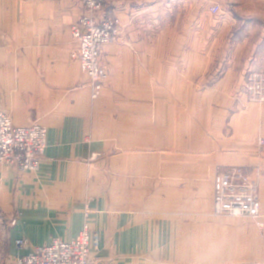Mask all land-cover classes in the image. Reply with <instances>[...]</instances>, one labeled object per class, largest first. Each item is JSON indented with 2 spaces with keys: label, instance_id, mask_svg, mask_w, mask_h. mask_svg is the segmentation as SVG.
Returning a JSON list of instances; mask_svg holds the SVG:
<instances>
[{
  "label": "crops",
  "instance_id": "obj_1",
  "mask_svg": "<svg viewBox=\"0 0 264 264\" xmlns=\"http://www.w3.org/2000/svg\"><path fill=\"white\" fill-rule=\"evenodd\" d=\"M171 1H108L103 17L120 20L125 40L103 49L109 77L94 100L88 78L71 57L76 45L70 27L83 12L81 0H0V110L15 126L38 123L48 129L37 173L0 167V264L29 253L17 250V240L26 239L33 248L55 238L72 241L86 221L98 235L96 264H264V236L256 234V225L247 218H213V175L197 176L219 166L264 173V147L257 144L264 138V104L239 108L238 97L246 99L238 90L247 62L231 58L225 76L199 91L206 95L207 89L230 83L223 95L238 101L237 107L231 101L226 106L238 108L228 124L236 127V136L213 137L212 122L198 137L189 123L188 135L165 148L164 113L184 108L175 101L166 106L165 99L197 97L198 85L212 80L175 68L184 59L166 58L165 50L178 44L195 49L190 41L145 39L146 21L160 19ZM230 1L238 8L228 11L227 23L219 27L227 28L233 39L228 44L237 51L254 43L256 68L264 69V14L236 0L219 5H233ZM166 11L192 19L209 14L208 8ZM170 159L171 173H165ZM198 185L205 190L199 214L201 206L191 200ZM165 192L178 195L166 208L160 200ZM260 200L263 213L264 187Z\"/></svg>",
  "mask_w": 264,
  "mask_h": 264
},
{
  "label": "rangeland",
  "instance_id": "obj_2",
  "mask_svg": "<svg viewBox=\"0 0 264 264\" xmlns=\"http://www.w3.org/2000/svg\"><path fill=\"white\" fill-rule=\"evenodd\" d=\"M109 1V0H108ZM107 1V3H108ZM211 1V4L207 6V2ZM207 0L206 3L203 0H175L171 1L170 6H166V9H173V10H182V9H199L204 10L208 8L209 14H203L202 17H197L195 19L189 18L187 15H184V13H179V16L173 15L171 12L166 11L164 9V14H161L162 17L159 18H149L146 21V29H149L145 35V39L148 41H174L179 39L181 42H187L192 43V45H195L196 48L194 49H188L187 47L182 46L183 44H178V47L176 49H169L165 50L166 58L168 59H179L182 61V63L178 64L175 68H178L182 71H186L187 74L193 76L196 74L197 76H200V74H204L203 76L209 77L212 76V80L209 83H205L206 85H198V96L194 98H166L165 99V105H169L171 101H175L177 104L182 105L184 108L182 109L183 112L178 113H167L165 111L164 118H165V127H164V137L166 142V150L168 148H172L171 141L175 139L176 137L180 136H187L188 134V128L189 123L195 124L190 126L189 129H192L191 135L195 134L199 137L200 133L206 132L207 125L213 122V137L216 136V133H220L222 136L224 135V139H230L233 136H236V133L238 130H236V127H229L228 124L231 121V116H233L237 111L238 108H234V111L228 110L226 106L227 103L232 102V107H237L238 101L235 102L234 97L227 98V96L223 95L224 92L227 89V84H221L220 86H214L212 88V92H209V89H207L206 95H201V93L204 92L205 87L210 88L215 85L216 82L219 79H222V77L225 76L226 69L229 65V61L231 58L236 57L243 61V63H248L247 68L245 70L244 74V80L242 84H240L239 93L240 95L243 91V88L247 85L246 80L251 76L250 74L256 75V73L264 75V69L256 68V54L257 51L254 50V43H246L244 44L238 51L233 47L232 44H228L229 40H233L229 35L226 34L227 28L219 27L221 26L220 22L227 23V18L225 16L228 14L227 12L230 10H234L238 8L237 2H231L233 5H226L221 6L219 3L221 0ZM240 4L246 6L247 3L256 5V10H259L258 12H261L264 14V0H236ZM83 5V12L81 15L78 16V18L74 21V23L70 27V33L72 37V41L74 45H76L74 37H73V28L77 27V24H79L83 19L89 18V17H98L99 20H109L115 22V26L117 29V37L114 42L109 43L108 45H112L114 43L123 42L125 40L124 38V31L122 24L120 20L116 17L112 18H106L103 17V8H101L100 11L96 12V15L94 13H91V9L88 8L85 3L81 0ZM226 3V2H223ZM219 6L218 13H212L211 8ZM216 16V17H215ZM97 19V18H96ZM257 20V19H256ZM226 21V22H225ZM211 26V28H209ZM142 36V35H140ZM143 37V36H142ZM241 39V37L239 38ZM107 45V46H108ZM168 45V44H167ZM186 48V49H185ZM75 51V50H74ZM152 53L156 54L157 48L155 46L154 50H151ZM72 57V55H71ZM102 57V55H101ZM73 59V58H72ZM207 63V66L205 65ZM209 63L211 64L210 69L212 73L207 69ZM78 64V63H77ZM101 68L106 73V79L104 82H102V92L100 93L99 97L102 95L104 87L106 83L108 82V72L103 67L102 61L100 60ZM79 66V64H78ZM82 71V70H81ZM83 73V72H82ZM184 73V72H183ZM84 74V73H83ZM86 77L87 75L84 74ZM207 80V78H206ZM204 81V80H202ZM238 86V87H239ZM237 87V88H238ZM91 88V87H90ZM200 91V92H199ZM220 93V94H219ZM222 93V95H221ZM92 96V92H91ZM234 96V95H233ZM243 100L238 97L240 100L239 102V108L242 109L245 112V109L242 108V106L248 105H257L255 101H252L251 97H247ZM93 99V98H92ZM98 99V98H97ZM96 100V99H94ZM150 100V99H149ZM157 100V99H154ZM160 100V99H159ZM150 100V104H151ZM264 104V103H263ZM190 105V107H186ZM260 105V104H258ZM231 107V108H232ZM211 108L213 109L211 112ZM211 112V113H210ZM150 114V113H149ZM148 114V116H149ZM214 125L218 126L219 129L214 127ZM221 128V129H220ZM208 131V130H207ZM157 132L150 131L149 134L156 135ZM235 138V137H234ZM233 138V139H234ZM260 141H263V144H259ZM258 146L264 147V138L258 139L257 141ZM217 146V144H216ZM215 146V147H216ZM181 157V156H180ZM170 165H172V159H170L168 162L166 161V167H165V173H171ZM233 167H239V166H233ZM230 167L225 166H219L214 168L213 173H200L197 172L198 180L201 175H205V178H208V175H213L212 178H215L221 174L219 171L229 169ZM246 169V168H245ZM216 170V171H215ZM247 170V169H246ZM248 171V170H247ZM249 172V171H248ZM189 173H182V175L188 176ZM249 178L251 182H254L258 191L259 196L261 199V191L264 187V173H261L259 169H256L253 171V173L249 172ZM168 182L165 181V187L164 189L170 190L168 187ZM201 191V193H200ZM153 197H155V194H152ZM161 197V203L166 207L170 205L172 201H176L178 198V195L172 194L171 192H165L160 195ZM185 201H188V195L184 197ZM191 200H196L197 205L201 206V210H197V213H202V208L204 207V201H205V190L202 189L198 185L197 188V194L195 199L191 197ZM213 202V200H212ZM212 217L218 218V217H231V218H247V217H232L228 214H222V215H216L214 212V207L212 204ZM172 210H166L165 212H171ZM181 212V211H179ZM187 212V211H184ZM262 213V212H261ZM264 214V211L263 213ZM167 215V213H166ZM261 218V217H260ZM259 217L257 219H251L255 225H256V234L262 233L264 236V233L262 232L264 230V222ZM264 220V218H263ZM186 261L188 259H185Z\"/></svg>",
  "mask_w": 264,
  "mask_h": 264
},
{
  "label": "built area",
  "instance_id": "obj_3",
  "mask_svg": "<svg viewBox=\"0 0 264 264\" xmlns=\"http://www.w3.org/2000/svg\"><path fill=\"white\" fill-rule=\"evenodd\" d=\"M82 1L91 9V13L96 15L108 0ZM218 9L219 6L211 8V12L218 13ZM115 25L111 19L103 21L95 16L83 19L73 28L76 49L72 58L87 75L93 99L99 98L102 92L101 84L106 79L100 60L104 46L116 40ZM250 75L241 94L251 97L252 101L258 104H263L264 75ZM259 144H263V141ZM47 147L48 129L45 126L38 123L15 126L10 116L0 110V167L9 166L19 172L37 173ZM219 173L221 174L214 181L215 214L257 219L261 215V200L255 183L250 181L249 172L244 167H230ZM89 208L86 205V217ZM98 245V235L86 221L78 237L72 241L55 238L48 245L33 248L28 240H17L15 246L18 251H30L18 255L13 264H96L93 249H97Z\"/></svg>",
  "mask_w": 264,
  "mask_h": 264
},
{
  "label": "bare ground",
  "instance_id": "obj_4",
  "mask_svg": "<svg viewBox=\"0 0 264 264\" xmlns=\"http://www.w3.org/2000/svg\"><path fill=\"white\" fill-rule=\"evenodd\" d=\"M107 45H108V44H107ZM107 45H105L104 48H105ZM104 48H103V49H104Z\"/></svg>",
  "mask_w": 264,
  "mask_h": 264
}]
</instances>
